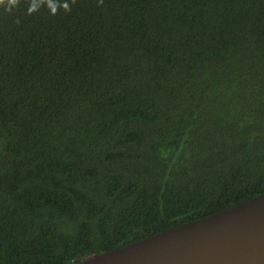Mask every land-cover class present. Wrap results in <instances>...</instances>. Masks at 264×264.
<instances>
[{"label":"trees","instance_id":"1","mask_svg":"<svg viewBox=\"0 0 264 264\" xmlns=\"http://www.w3.org/2000/svg\"><path fill=\"white\" fill-rule=\"evenodd\" d=\"M0 6V264L82 258L264 191V0Z\"/></svg>","mask_w":264,"mask_h":264},{"label":"water","instance_id":"2","mask_svg":"<svg viewBox=\"0 0 264 264\" xmlns=\"http://www.w3.org/2000/svg\"><path fill=\"white\" fill-rule=\"evenodd\" d=\"M76 264H264V191Z\"/></svg>","mask_w":264,"mask_h":264},{"label":"clouds","instance_id":"3","mask_svg":"<svg viewBox=\"0 0 264 264\" xmlns=\"http://www.w3.org/2000/svg\"><path fill=\"white\" fill-rule=\"evenodd\" d=\"M71 2L75 3V0H71ZM19 4L20 0H0V6H3L4 10L7 12H11L14 8L18 7ZM41 7H47L51 14H56L59 9H63L66 12L71 11L67 0H29L27 12L28 14H32Z\"/></svg>","mask_w":264,"mask_h":264}]
</instances>
